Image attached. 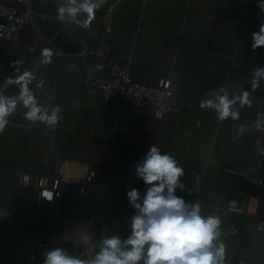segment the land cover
Returning a JSON list of instances; mask_svg holds the SVG:
<instances>
[{
    "label": "crops",
    "instance_id": "obj_1",
    "mask_svg": "<svg viewBox=\"0 0 264 264\" xmlns=\"http://www.w3.org/2000/svg\"><path fill=\"white\" fill-rule=\"evenodd\" d=\"M258 2L104 0L91 27L83 29L67 16L57 19L66 0H34L46 37L32 26L16 44L0 36V93L18 96L19 85L5 87V81L16 78L17 68L19 74L30 71L37 100L49 110L59 105L61 119L54 127L30 122L18 102L0 133V264H43L44 254L56 247L91 260L104 239L126 240L138 214L127 192L137 189L142 203L149 185L136 166L152 145L184 170L178 181L184 188L174 195L198 203L202 217L220 218L214 242L243 234L238 241L248 247H239L233 264H264V129L256 126L264 121V78L252 89L254 70L264 68V47H251L264 21ZM106 24L111 33H105ZM105 34L114 58L132 76L153 86L171 81L173 108L121 115L115 96L87 87L88 45ZM44 48L54 53L46 65ZM221 87L230 99L249 92L251 106H233L238 119L219 121L214 109L199 107L213 93L222 95ZM68 161L77 175L94 170L97 188L82 194L79 184L65 183L62 197L41 200L37 176H54ZM25 173L31 174L26 183Z\"/></svg>",
    "mask_w": 264,
    "mask_h": 264
},
{
    "label": "clouds",
    "instance_id": "obj_2",
    "mask_svg": "<svg viewBox=\"0 0 264 264\" xmlns=\"http://www.w3.org/2000/svg\"><path fill=\"white\" fill-rule=\"evenodd\" d=\"M104 0H66L65 6L57 9V19L89 29L96 13L101 9ZM258 8L264 15V0H259ZM80 13H85L84 20H78ZM253 50L264 47V21L260 23L259 31L252 34ZM34 51V49H29ZM52 49L41 50L42 64H50ZM15 64L22 63L15 61ZM15 79L9 77L8 84L19 85L18 96H5L0 93V133H3L9 124V119L15 111L18 102H22L27 109L24 113L26 120L40 122L46 126L54 127L61 119V108L56 105L49 110L37 100L34 92L29 87L35 76L30 71H24ZM264 78V68L254 70L252 79L253 91L259 87V81ZM220 93H213L214 99L200 101L201 109H214L217 120L224 121L231 117L239 118V112L233 106L239 102L240 106H251L249 92L242 91L239 95L229 98L227 91L221 87ZM257 128L261 126L257 122ZM245 131L244 126L239 129ZM136 175L146 185H149L142 203L137 189L127 192V197L132 206L137 210V215L132 218L131 235L126 240L118 237L104 239L100 251L91 260L78 259L68 255L62 248L56 247L47 251L43 264H224L225 246L219 247L214 241L220 236L218 229L221 220L218 216L202 217L200 205L186 204L182 198L174 195L177 187L183 189L184 185L178 183L184 175L182 167L167 153H161L160 148L150 146L143 162L136 166Z\"/></svg>",
    "mask_w": 264,
    "mask_h": 264
},
{
    "label": "built area",
    "instance_id": "obj_3",
    "mask_svg": "<svg viewBox=\"0 0 264 264\" xmlns=\"http://www.w3.org/2000/svg\"><path fill=\"white\" fill-rule=\"evenodd\" d=\"M34 0H0V36L11 44H16L22 31L32 26L41 37H46L38 25L39 16L33 7ZM112 27L106 24L105 33H111ZM105 35L97 36L88 45L86 66L83 68L88 88L113 95L121 115L144 117L150 114L152 107L164 112L174 107L173 91L170 80H163L160 85L153 86L132 76L126 67H122L114 58L112 41ZM44 79L38 82L41 86ZM260 128L264 129V121ZM74 164L66 162L61 171L54 176H37V186L41 200L55 201L64 193L63 185L79 184L80 193L94 192L98 184L96 172L88 170L82 175L73 173ZM31 174L25 173L23 181H29ZM259 183L263 181L249 176Z\"/></svg>",
    "mask_w": 264,
    "mask_h": 264
},
{
    "label": "water",
    "instance_id": "obj_4",
    "mask_svg": "<svg viewBox=\"0 0 264 264\" xmlns=\"http://www.w3.org/2000/svg\"><path fill=\"white\" fill-rule=\"evenodd\" d=\"M239 239L243 238V234L240 233L238 235ZM238 238L236 236H228L223 240L222 242L216 241L213 242L216 247H219V245L222 243L225 246V259L224 264H233L234 260H238L241 256L240 249L243 244L244 247H248L247 243H242V241H238ZM138 264H143V260L138 262Z\"/></svg>",
    "mask_w": 264,
    "mask_h": 264
}]
</instances>
